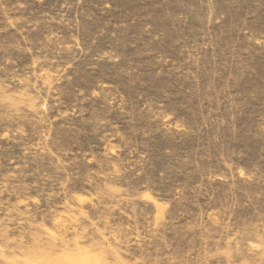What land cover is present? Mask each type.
I'll use <instances>...</instances> for the list:
<instances>
[{"label": "rangeland", "instance_id": "obj_1", "mask_svg": "<svg viewBox=\"0 0 264 264\" xmlns=\"http://www.w3.org/2000/svg\"><path fill=\"white\" fill-rule=\"evenodd\" d=\"M0 264H264V0H0Z\"/></svg>", "mask_w": 264, "mask_h": 264}]
</instances>
